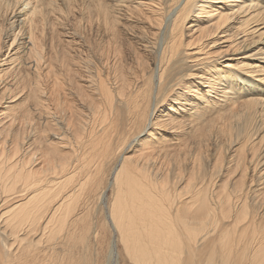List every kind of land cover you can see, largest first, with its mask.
Returning <instances> with one entry per match:
<instances>
[{
	"label": "bare ground",
	"instance_id": "1",
	"mask_svg": "<svg viewBox=\"0 0 264 264\" xmlns=\"http://www.w3.org/2000/svg\"><path fill=\"white\" fill-rule=\"evenodd\" d=\"M105 225L264 264V0H0V264H106Z\"/></svg>",
	"mask_w": 264,
	"mask_h": 264
},
{
	"label": "rangeland",
	"instance_id": "2",
	"mask_svg": "<svg viewBox=\"0 0 264 264\" xmlns=\"http://www.w3.org/2000/svg\"><path fill=\"white\" fill-rule=\"evenodd\" d=\"M60 32H62L61 30H60ZM86 33H84V36H83V38H80L79 36H78V38H75V43L73 44V46H75L76 45V47L77 46H79L80 44L79 43H83V46H81L82 48H80V46H79V48L81 49V50H83L84 51V49L86 48V45L88 46V43L86 44V41H88V40H92V38H93V34L92 33H89V32H87V31H85ZM89 33V34H88ZM91 34V35H90ZM89 37V38H88ZM60 38L61 39H65L64 38V36H63V34H60ZM84 38H86L85 40H84ZM91 38V39H90ZM80 39L82 40V42L80 41ZM79 40V41H78ZM85 42H84V41ZM77 42V43H76ZM84 43H85V45H84ZM85 46V47H84ZM83 54V53H82ZM84 55V54H83ZM80 73V72H79ZM80 75H82V74H80ZM81 78V77H80ZM80 78H79V82L80 83H82V84H84V82H83V80L81 79V81H80ZM103 203H104V205H106L105 203H107V201L106 200H104V201H102ZM95 207H98V208H101L100 207V205H96ZM92 208V207H91ZM90 208V209H91ZM95 208L93 207L91 210H94ZM97 209V208H96ZM92 214H94V213H92V212H90L89 213V215H90V217L88 218V220H90V218H91V215ZM97 217V216H96ZM98 218L100 219V216H98ZM90 221H92V219L90 220ZM103 235L105 236V239H106V246L108 247V248H110V250H111V252H112V255H111V257H110V259L108 260V263H106V264H117V261H118V255L116 254V251H118V250H120V247H118V246H116L115 245V243H110V231H109V228L105 225L104 226V230H103ZM114 248H113V247ZM119 263L120 264H122V261H119Z\"/></svg>",
	"mask_w": 264,
	"mask_h": 264
}]
</instances>
